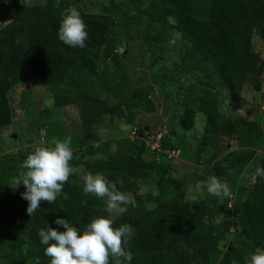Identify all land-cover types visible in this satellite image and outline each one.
I'll use <instances>...</instances> for the list:
<instances>
[{"label":"trees","instance_id":"obj_1","mask_svg":"<svg viewBox=\"0 0 264 264\" xmlns=\"http://www.w3.org/2000/svg\"><path fill=\"white\" fill-rule=\"evenodd\" d=\"M107 1L105 7L95 0H32L34 6L24 7L20 0H11L13 18L0 28V133L12 121L9 92L29 80L52 93L55 108L77 106L81 121L77 148L99 140L94 127L103 120L123 118L122 105L128 109L135 104L147 112L153 109L148 86L131 90L123 102V96L113 91L97 71L104 55H110L115 65L120 63L112 55L113 8L117 4ZM128 1L135 12L131 20L143 24L140 35L144 43L161 41L165 28H175L182 35L190 69L200 74L206 87L197 103H184L179 130H192L196 113H201L205 116L203 146L232 139L246 148L227 152L223 146L218 147L222 154L200 177L207 180L214 175L234 186L238 170L251 160H258L257 167L264 168V155H256L264 147V125L222 115L217 92L224 90L236 102L246 85L255 93L261 91L264 60L255 52L252 40L257 36L264 42V0ZM68 7H75L87 26L84 48L69 47L58 38L61 12ZM92 77L98 85L89 92L85 84ZM111 99L117 102L111 104ZM138 135L133 141H118L113 150L105 143L83 154L73 152L71 161L74 167L83 165L86 171L102 174L117 183L119 190L132 194L135 206L129 204L126 213L111 217L114 227L130 224L135 229L127 246L133 256L131 264H244L245 257L257 247L264 248V177L255 175L254 182L244 188L245 198L234 206L231 218L213 224L216 211L210 198L186 201V174L164 160L163 152L175 151V146L161 136L160 150L151 151L159 160L151 159L153 156L145 159L149 148ZM26 157L24 151L0 160V227L9 219L4 203L14 187L12 178L23 170ZM85 157L93 160L86 162ZM150 175L156 179L157 193L147 198L140 193V185ZM105 209L102 199L85 194L77 185V174L70 175L54 203L42 202L31 217L27 215L19 225L11 226L1 243L2 260L5 264H50L38 235L40 229L50 226L64 231L55 224L60 217L82 232L92 217L109 216ZM231 230L236 237L224 248Z\"/></svg>","mask_w":264,"mask_h":264},{"label":"rangeland","instance_id":"obj_2","mask_svg":"<svg viewBox=\"0 0 264 264\" xmlns=\"http://www.w3.org/2000/svg\"><path fill=\"white\" fill-rule=\"evenodd\" d=\"M95 2L100 6L109 5L107 0H95ZM115 2L117 7L113 8L115 42L112 55L120 63L117 66L113 60L109 59L110 55H104L105 59L100 61L97 71L103 74V78L113 91L123 96L121 99L123 102L128 100L131 90L148 86L151 90L149 100L153 104V109L147 112L135 104L134 106L131 104L128 109L122 105L123 118L112 122L103 120L94 127L99 140L89 141L82 148H77L81 136V121L77 106L55 108L52 93L47 88L35 85L29 80L16 85L9 92L12 121L0 133V160L6 156L10 158L13 155H19L24 151L28 156L35 146L51 147L54 139L63 141L66 137H71L72 151H79L80 154L90 148H100L105 143L109 144L110 149L113 150L118 141H133L139 132L138 137L144 138L145 145H150L143 158L150 159L153 156L151 159L158 161L159 157L155 156V158L151 152L155 151L152 149V142L161 135L176 148L175 153L165 155L164 160L176 166L177 169L181 167L183 171L181 174H186L185 200L191 202L196 198H210L212 207L216 211L211 220L213 224L231 218L234 206L245 198L244 188L255 180L258 160L253 159L238 170L235 185L228 184L230 196L221 199L209 195L206 189L200 192L195 191L194 186L197 182L206 181L200 177L201 173H207L209 166L222 154L218 147L223 146L227 152L244 151L246 148L232 139H221L217 140L213 146H203L201 137L205 116L201 113H196L192 130L188 132L179 130L178 123L184 110V103H197L206 88L201 83L200 74L190 69V62L186 59V41L175 28H165L161 41H154L149 45L144 43L140 35L143 24H134L135 20H131L135 12L130 7L129 1L115 0ZM88 11L94 13L97 10ZM13 13L11 0H0V28L12 20ZM171 24L174 22L171 21ZM151 33L153 34L152 31ZM252 44L255 52L264 60V42L254 36ZM175 72L182 74H175ZM97 85L98 80L92 77L86 80L85 88L90 92V88L97 89ZM217 92L219 110L222 115L256 120L264 125V84L261 91L257 93L246 85L236 102L230 100L224 90L219 89ZM115 102L117 100H110L111 104ZM200 147L203 149L201 150ZM261 154L264 155V147L256 152L258 157ZM84 160L91 162L93 157H85ZM77 185L83 188L79 174H77ZM24 191L21 183L18 188H10L11 195L7 199L4 198L9 219L0 227V264H5L2 260L1 243L8 236L11 226L19 225L28 215V202L21 197ZM140 193L147 198L156 195L154 175H150L141 183ZM150 205L148 203V206ZM235 237L236 233L231 230L222 246L225 248Z\"/></svg>","mask_w":264,"mask_h":264},{"label":"clouds","instance_id":"obj_3","mask_svg":"<svg viewBox=\"0 0 264 264\" xmlns=\"http://www.w3.org/2000/svg\"><path fill=\"white\" fill-rule=\"evenodd\" d=\"M20 3L24 7L34 6L32 0H20ZM86 28L80 12L75 7H68L61 12L58 38L69 47L84 48L88 39ZM51 144V147L35 146L23 161V170L13 182L14 188L21 183L24 186L21 197L28 202V215L31 217L42 202L54 203L70 175L79 174L83 192L102 199L109 216L92 217L82 232L68 219L60 217H57L55 224L64 231L50 226L40 229L38 235L46 246L44 254L50 258V264H131L133 256L127 246L135 235V229L130 224L114 227L111 217L126 213L129 204L135 206L132 194L119 190L117 183L104 175L86 171L83 165L74 167L71 164V137L63 141L54 139ZM255 175L264 177V168L257 167ZM119 183L123 187V182ZM194 187L197 192L206 189L209 195L221 199L231 195L227 182L214 175L206 181L197 182ZM244 264H264V248L257 247L245 257Z\"/></svg>","mask_w":264,"mask_h":264},{"label":"built area","instance_id":"obj_4","mask_svg":"<svg viewBox=\"0 0 264 264\" xmlns=\"http://www.w3.org/2000/svg\"><path fill=\"white\" fill-rule=\"evenodd\" d=\"M160 138H161V135H158V136L155 138V140L152 142V143H153L152 149H155V150H157V151L160 150ZM146 146H147V147H150L149 144H146ZM163 153L167 156V155H170L171 153L174 154L175 152H174V150H173V151H168V150H166V151H164Z\"/></svg>","mask_w":264,"mask_h":264},{"label":"water","instance_id":"obj_5","mask_svg":"<svg viewBox=\"0 0 264 264\" xmlns=\"http://www.w3.org/2000/svg\"><path fill=\"white\" fill-rule=\"evenodd\" d=\"M141 136V135H140Z\"/></svg>","mask_w":264,"mask_h":264}]
</instances>
